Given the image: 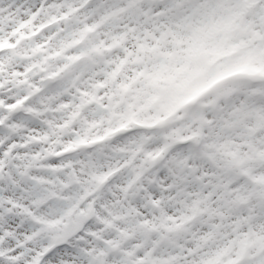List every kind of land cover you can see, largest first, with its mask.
Listing matches in <instances>:
<instances>
[{"label": "clouds", "instance_id": "clouds-1", "mask_svg": "<svg viewBox=\"0 0 264 264\" xmlns=\"http://www.w3.org/2000/svg\"><path fill=\"white\" fill-rule=\"evenodd\" d=\"M168 3L145 7L160 17ZM255 4L226 40L217 32L204 41V59L225 72L175 110L142 97L111 110L104 100V109L91 105L73 118L75 109L60 110L72 103L66 97L33 99L45 123L30 125L43 142L28 151L40 159L14 184L0 185V200L19 205L15 219L0 216V251L21 249L23 264H206L227 249L223 264H232L242 244L264 239V76L235 63L249 50L264 55V0ZM173 31L163 50L183 57L193 32ZM221 41L224 50L241 41L247 47L217 55ZM123 55L114 50L109 59ZM94 78L104 79L99 70Z\"/></svg>", "mask_w": 264, "mask_h": 264}, {"label": "snow or ice", "instance_id": "snow-or-ice-1", "mask_svg": "<svg viewBox=\"0 0 264 264\" xmlns=\"http://www.w3.org/2000/svg\"><path fill=\"white\" fill-rule=\"evenodd\" d=\"M146 2L0 0V185L14 184V175H23V170L40 159L28 149L43 142L30 127L45 123L31 103L41 93L59 94L72 101L61 104L60 110L75 109L73 118L91 105L104 109V100L111 110L125 102L131 108V101L142 97L147 103L158 102L165 110H175L199 96L225 72V66L213 68V61L204 59V41L217 32L224 33L226 40L236 21L249 8L257 7L255 0H244L235 7L226 6L222 0H169L160 14L167 21L161 24L160 17L146 9ZM194 19L199 23L190 24ZM181 27L193 32L192 46L183 57L163 50L168 37L176 35L173 28ZM252 35L258 36L255 32ZM220 47L215 54L228 55L247 45L241 41L224 50L221 41ZM114 50L122 51L123 57L109 59ZM235 63L246 66L248 75L264 76V67H256L264 65V55L256 51L244 52ZM130 65L138 67L129 77ZM98 70L103 80L94 78ZM86 76L91 78L86 81ZM101 89H108L104 97L98 95ZM233 90L225 89L224 94ZM184 93H190L187 99H181ZM17 208L13 200H0V216L5 220L15 219ZM20 251H0V264H23L26 257L17 255ZM227 251L218 250L206 264H223ZM232 264H264V239L257 237L242 244Z\"/></svg>", "mask_w": 264, "mask_h": 264}, {"label": "rangeland", "instance_id": "rangeland-1", "mask_svg": "<svg viewBox=\"0 0 264 264\" xmlns=\"http://www.w3.org/2000/svg\"><path fill=\"white\" fill-rule=\"evenodd\" d=\"M19 142V141H18Z\"/></svg>", "mask_w": 264, "mask_h": 264}]
</instances>
